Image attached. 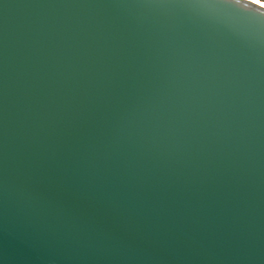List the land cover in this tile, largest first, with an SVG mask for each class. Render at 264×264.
<instances>
[{"label":"water","instance_id":"water-1","mask_svg":"<svg viewBox=\"0 0 264 264\" xmlns=\"http://www.w3.org/2000/svg\"><path fill=\"white\" fill-rule=\"evenodd\" d=\"M0 264H264V1L0 0Z\"/></svg>","mask_w":264,"mask_h":264},{"label":"trees","instance_id":"trees-1","mask_svg":"<svg viewBox=\"0 0 264 264\" xmlns=\"http://www.w3.org/2000/svg\"><path fill=\"white\" fill-rule=\"evenodd\" d=\"M262 1H264V0H262Z\"/></svg>","mask_w":264,"mask_h":264}]
</instances>
